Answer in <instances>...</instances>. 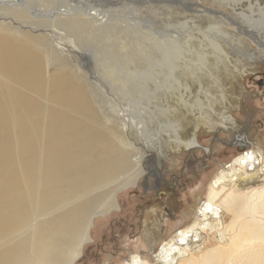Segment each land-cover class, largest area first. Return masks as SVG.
<instances>
[{
	"label": "bare ground",
	"instance_id": "6f19581e",
	"mask_svg": "<svg viewBox=\"0 0 264 264\" xmlns=\"http://www.w3.org/2000/svg\"><path fill=\"white\" fill-rule=\"evenodd\" d=\"M132 4L137 7L119 6L118 11L126 8L143 21L150 20L149 13L138 9V0ZM106 9H111L106 0H0V264H72L88 239L92 214L110 210L112 192L139 173L142 156L135 154L137 139L145 130L143 115L123 132L117 119L106 118L94 106L89 88L94 87L95 77L85 81L80 75L88 70L90 58L101 72L130 85L144 77V70L135 68L137 62L121 53L118 28L105 22ZM105 36L112 41L104 43ZM210 46L208 56L197 55L194 61L187 55L182 59L171 47H161L162 62L173 72L165 94L154 96V118L164 110L166 129L185 120L182 103L206 109L217 103L222 110L238 103L233 85L250 71L249 66L215 53L214 43ZM136 54L133 46L128 55L136 59ZM190 80L197 83L193 92L201 98L192 97L187 88ZM201 114L194 117V128L202 123L206 131L217 127L236 131L227 115L221 116L222 123ZM174 142L168 148L172 152L177 146H198L193 132L190 142ZM247 144L254 146L251 141ZM159 166L152 164L154 173ZM208 190L200 217L176 234L173 243L162 245L154 264L176 261L185 250L193 253L181 264H223L218 257L229 255L240 240L256 242L261 255L251 253L250 258L264 261V224L260 223L264 221V150H246L224 163ZM223 221L238 230L229 251L206 248V243L196 251L206 235L220 245L226 242ZM176 246L183 251L173 253ZM125 262L121 264H143L131 252Z\"/></svg>",
	"mask_w": 264,
	"mask_h": 264
},
{
	"label": "rangeland",
	"instance_id": "374dc122",
	"mask_svg": "<svg viewBox=\"0 0 264 264\" xmlns=\"http://www.w3.org/2000/svg\"><path fill=\"white\" fill-rule=\"evenodd\" d=\"M106 1L111 9L104 12L105 22L117 26L121 53L127 55L126 59L137 62L135 68L143 69L144 77L130 85L111 73L101 72L90 58L89 71L85 70V64L78 63L84 68L80 75L85 81L95 77L94 87L89 88L93 89L90 93L94 95H90L94 106H98L96 109L106 118L117 119L122 131L134 127L132 123L143 115L145 130L137 139L135 154L141 155L142 160L139 173L135 172L127 185L112 192L114 206L107 212L92 214L88 239L72 264H121L129 252L137 255L143 264H154L153 258L162 245L168 241L173 243L176 234L200 217V209L207 204L209 182L222 165L246 150H264V0H175L170 5H165L163 0H138L141 3L138 9L151 15L149 21L129 14L126 8L118 11L124 7H137L132 4L134 0ZM142 35L145 41H139ZM102 40L104 43L112 41L106 36ZM213 43L215 53L240 59L249 66L250 71L233 85L232 94L239 98L238 103L223 110L217 103L211 106L213 109L201 105L191 108L182 103L179 108L185 120L166 129L163 121L168 118L162 116L164 110H159L161 114L154 118V96L166 91L173 72L162 62L161 47H171L183 55L182 59L187 55L194 61L197 55L199 58L208 56ZM133 46L136 47V59L128 55ZM120 72L124 74L125 71L120 69ZM193 81L190 80L187 86L188 90L191 88L190 92L197 86ZM192 94V97L201 98L195 91ZM161 106L166 107L164 103ZM200 114L216 122L227 115L235 122L236 131L221 127L206 131L202 123L194 128V117ZM169 123L170 120L166 122ZM192 132L198 146L191 149L177 146L178 150L174 152L168 149L174 141L190 142ZM248 141L254 146L249 147ZM157 158L158 163L155 162ZM152 164H160L158 173H154ZM253 184L257 186L258 182ZM208 218L205 216L204 219L211 225ZM223 222L227 229L226 242L220 245L206 235L200 245H196V251L199 252L203 243L208 244L206 248L229 251L238 230L236 225L230 228L227 221ZM260 223L264 224V221ZM173 249V253L183 251L178 246ZM230 252L224 258L218 257L223 264H264L258 258H250L261 255L260 247L254 241L240 240ZM192 253L185 250L175 257L176 261L167 264H181Z\"/></svg>",
	"mask_w": 264,
	"mask_h": 264
},
{
	"label": "flooded vegetation",
	"instance_id": "af4514ba",
	"mask_svg": "<svg viewBox=\"0 0 264 264\" xmlns=\"http://www.w3.org/2000/svg\"><path fill=\"white\" fill-rule=\"evenodd\" d=\"M263 76H264V74H263Z\"/></svg>",
	"mask_w": 264,
	"mask_h": 264
}]
</instances>
